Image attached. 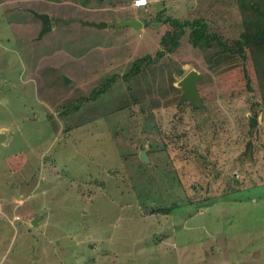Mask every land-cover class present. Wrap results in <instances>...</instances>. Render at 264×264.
<instances>
[{
	"label": "rangeland",
	"instance_id": "1",
	"mask_svg": "<svg viewBox=\"0 0 264 264\" xmlns=\"http://www.w3.org/2000/svg\"><path fill=\"white\" fill-rule=\"evenodd\" d=\"M37 13L52 22L42 37ZM168 17L204 18L229 38L241 28L235 0H0V264H264L256 97L113 111ZM133 19L143 25L118 26ZM183 59L185 75L202 73L199 55ZM233 175L242 187L225 186Z\"/></svg>",
	"mask_w": 264,
	"mask_h": 264
},
{
	"label": "trees",
	"instance_id": "2",
	"mask_svg": "<svg viewBox=\"0 0 264 264\" xmlns=\"http://www.w3.org/2000/svg\"><path fill=\"white\" fill-rule=\"evenodd\" d=\"M235 1L241 18V28L235 37H226L221 28L204 18H166L164 23L167 28L160 37V48L154 54L137 57L132 62L124 75L128 98L113 111L136 103L140 105L141 113L148 115L161 107H183L188 103L195 111L206 112L207 108L180 102L182 89L173 85L175 79L183 77L186 72L183 67L185 61L179 60L180 56L189 57L195 53L204 66L198 90L205 105L218 98L245 95L250 100L256 97L250 105L252 116L258 118L261 112L264 114V0ZM186 46H190L193 53H189ZM160 73L169 77L168 83L173 91L169 97L165 96L166 91L162 94L166 85ZM110 84L103 83L101 90H106ZM99 93L95 92L90 99H96ZM79 107L80 104L75 110ZM68 112L69 109L62 113ZM253 149V141L249 140L244 155L246 159L250 157V161L254 159ZM229 184L237 188L243 185L236 175L225 186ZM174 204L169 207L170 210ZM158 209L163 211L165 208Z\"/></svg>",
	"mask_w": 264,
	"mask_h": 264
},
{
	"label": "water",
	"instance_id": "3",
	"mask_svg": "<svg viewBox=\"0 0 264 264\" xmlns=\"http://www.w3.org/2000/svg\"><path fill=\"white\" fill-rule=\"evenodd\" d=\"M39 19L42 21V28L40 32V36L42 37L45 33L52 30V22L50 15L47 13H37L36 14ZM85 24L94 26L97 28L103 27V25H106L105 23H90L85 22ZM142 26L143 23L137 19L129 20L121 22L118 26H130L133 28H137L138 26ZM203 79V75L196 69H192L189 72H187L186 75H184L181 80L178 82V87L182 89V95L180 97V102H190L197 108H204L206 109L207 106L204 104L203 97L200 95L198 90V82ZM255 125H257V119L253 117L252 115H249V126L252 128ZM5 138V135L3 133H0V142L3 141ZM141 158L145 162H149V156L147 154V151L144 150L141 153ZM34 225L38 224V218L34 219L33 221Z\"/></svg>",
	"mask_w": 264,
	"mask_h": 264
},
{
	"label": "built area",
	"instance_id": "4",
	"mask_svg": "<svg viewBox=\"0 0 264 264\" xmlns=\"http://www.w3.org/2000/svg\"><path fill=\"white\" fill-rule=\"evenodd\" d=\"M149 5V0H144L143 3L139 2V0H134V6L137 8L146 7Z\"/></svg>",
	"mask_w": 264,
	"mask_h": 264
},
{
	"label": "clouds",
	"instance_id": "5",
	"mask_svg": "<svg viewBox=\"0 0 264 264\" xmlns=\"http://www.w3.org/2000/svg\"><path fill=\"white\" fill-rule=\"evenodd\" d=\"M139 2H141V0H139ZM143 2H144V0H143ZM143 2H141V3H143Z\"/></svg>",
	"mask_w": 264,
	"mask_h": 264
},
{
	"label": "snow or ice",
	"instance_id": "6",
	"mask_svg": "<svg viewBox=\"0 0 264 264\" xmlns=\"http://www.w3.org/2000/svg\"><path fill=\"white\" fill-rule=\"evenodd\" d=\"M141 2H143V0H141Z\"/></svg>",
	"mask_w": 264,
	"mask_h": 264
},
{
	"label": "crops",
	"instance_id": "7",
	"mask_svg": "<svg viewBox=\"0 0 264 264\" xmlns=\"http://www.w3.org/2000/svg\"><path fill=\"white\" fill-rule=\"evenodd\" d=\"M139 20V19H138ZM140 21V20H139Z\"/></svg>",
	"mask_w": 264,
	"mask_h": 264
}]
</instances>
